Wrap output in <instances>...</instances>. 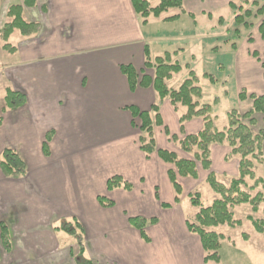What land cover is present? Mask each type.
<instances>
[{"label":"crops","instance_id":"obj_1","mask_svg":"<svg viewBox=\"0 0 264 264\" xmlns=\"http://www.w3.org/2000/svg\"><path fill=\"white\" fill-rule=\"evenodd\" d=\"M33 1V6L23 5L22 0L19 3L25 18L39 24L38 34L31 38L22 37L23 42L30 41V44L19 45L16 51L22 63L33 61L32 69L25 74L26 68L17 66L20 62L15 63L17 69L15 67V72H11L6 79V84L25 95L26 103L16 110H7L3 113L21 111L30 105L33 112L28 114L29 118H36L39 122L33 121L37 123L33 129L36 130L37 151L42 157V165L28 171L24 157L21 156L26 165V175L12 179L5 177L0 171V177L4 178L5 183L12 184H18L20 180L27 181L28 177L32 178L33 191L30 193L29 187L25 188L26 190L23 187L21 189L24 203L34 195L33 202L38 196L39 200L35 203L44 207L53 206L48 218L54 235L53 224L57 219L76 217L83 225L95 253H114L116 247L111 237L119 235L116 242L122 245L128 255H131H129L132 261L130 264H148V260H144L146 258L140 263L141 259H136L132 252L136 246L135 237L138 242L143 241L136 229H131L134 231L132 243L124 241V238H129L130 235L126 232L131 227L127 218L135 215L145 218L154 216L158 218L155 224L157 226L162 225L165 220L168 222L170 219L172 222L174 218L167 219L166 215H163L167 209L161 207V203H174V190L167 174L173 166L163 162L155 153L147 158L139 149L138 129L132 126L131 114L124 107L135 105L140 109H148L151 104H158L162 125L154 129L156 146L172 151L182 158L188 156L181 152L171 137L182 139L185 135L196 133L203 127L200 118H193L180 124L179 115L183 112V108L175 110L168 99L159 100L152 87L137 86L131 91L126 77L121 73L120 65L132 64L140 76L153 74L152 69L144 68V47L148 46L150 56L154 58L159 56V53L156 55L154 53V41L157 38L160 42L169 40L163 33L159 31L152 33L147 27L152 19L160 21L162 19L150 17L147 24L142 25L141 18L135 13L130 0ZM147 1L150 6H155L159 2V0ZM230 1L182 0L186 13L181 14L175 21L162 22L174 23L189 17L196 28H200L196 25L198 17L219 19L221 15L214 14L226 8L232 14L228 7ZM211 27H214V24ZM193 36L197 37L196 40L205 42L212 35L205 38L195 33ZM225 41H223L225 45L230 46L234 51L233 64L237 69L239 88L246 90L248 94H264L263 61L259 53L253 55V52L257 53L260 49L245 45L244 51L238 52L237 43L233 48V42L228 41V38ZM170 46L171 43L168 44V47ZM165 52L171 53L172 61L183 54L180 50L169 48H166ZM261 52H264V46ZM196 60L198 61L197 56L194 61ZM191 67L194 69L197 66ZM193 71L199 78L198 85L202 92L199 104L210 105L211 116L215 117L217 125V121L222 119L217 118L219 114L214 107L216 106L214 100L218 98L217 90L213 89L215 78L207 71L201 73ZM16 78H18L17 84L14 83ZM20 83H24L25 86H20ZM1 89L3 99L4 88ZM250 105L248 98L243 101L237 100L236 108L243 113ZM255 118V129L264 128V116L256 114ZM30 122L32 121L28 123ZM4 123H6L5 115L0 130ZM223 126L217 127L221 129ZM48 132H52L53 136L48 143L49 155L45 157L42 144ZM210 151L213 172L219 176L226 173L237 175V159L234 156L225 159L229 152L226 144H213ZM207 172L198 166L197 178L178 176L182 194L185 188H188L187 185L194 188L203 184ZM91 174L99 185L97 190L91 191L89 195L86 189ZM113 175L121 176L130 182L133 188L131 190L116 188L108 191L106 180ZM99 195L112 200L114 205L102 207L96 199ZM11 210L15 211L16 206H12ZM160 215L165 218L163 222ZM3 218L4 214H1L0 223L6 225L11 249L12 228ZM119 229L124 230L125 233L119 232ZM188 233L190 236L193 235ZM150 243L151 239L147 244ZM48 248L50 249L49 244L46 251ZM87 248H89L88 244ZM179 248L170 250L167 246H161L159 249H162L160 251L164 255L177 254L173 257L166 255L162 264H181L179 260L183 257L189 259L190 264H195L194 255H188L190 252L196 253L199 262L201 251L199 245ZM181 252H186L185 256L178 255ZM46 253L47 259L42 258L25 264H53L57 261L54 251L52 254ZM116 256L107 255L103 258H107L108 264H124L122 258L117 254ZM88 258L91 261L96 260L94 256ZM59 264L66 263L64 261Z\"/></svg>","mask_w":264,"mask_h":264},{"label":"rangeland","instance_id":"obj_2","mask_svg":"<svg viewBox=\"0 0 264 264\" xmlns=\"http://www.w3.org/2000/svg\"><path fill=\"white\" fill-rule=\"evenodd\" d=\"M257 1L259 6L264 3V0ZM19 2L20 0H0V118H3V115H5L6 118V123L3 124V127L0 130V152L7 147L14 149L20 156L24 157L27 169L30 171L31 169H36V167L42 165V157L37 151L38 141L36 140V130L33 129L34 125L39 122L36 118H29L28 114L33 112V110L30 109V105L23 108L21 111H13L4 114V101L1 98V88H5L7 76H9L11 72H15V67L16 69L17 66L26 68L24 72L25 74H28V71H31L32 69L31 65L33 64V61L22 63L19 61L21 59L20 56L16 55L17 47L19 45H23L25 43L30 44V41L23 42L22 37L17 30L13 31L7 41H4L1 37L3 25L8 20L6 16L8 7L11 4H18ZM245 7H249V5ZM177 11V9H170L166 15L173 14ZM214 15H221V17L219 19H217L218 17H198L196 25L200 28H196L189 17H184L181 21L174 23H166L160 20L152 19L151 24L148 25L147 28H149L152 33L155 31L163 33L165 38L169 40L160 42L158 41L159 38H157V41H154L153 47L155 55L158 53L159 55L164 54L166 48L180 50L183 53L182 56H178L177 60H174L180 64L181 70L173 76V81L171 80L172 82H169L170 86L178 87L181 81L188 77L190 70H196L197 73L207 71L214 76L215 82L213 83V89L217 90L216 95L218 97L214 100L216 103V106L214 107L217 108V113L219 114L217 118L219 117L222 119L221 121H217V125L215 121L214 123L216 127H221L224 124H227V114L229 111L237 109L238 91L242 90L238 86L237 69L233 64L234 51L231 50L230 46L225 45L223 41L228 38V41L233 42L234 44L237 43L239 47L238 52H243L245 45H252L251 48L253 49L255 47L259 48V52L253 53H259L262 61L264 62V52H261V49H263L264 46V39H262L259 30H257V25L260 20H264V14L257 13L256 15L250 17L248 21L252 24L249 27L236 25L228 8L220 10L218 14L216 13ZM209 24L211 25L208 26ZM213 24L214 27H211ZM195 33H198L199 36H204L205 38L210 35L212 36L204 42L200 39L196 40L197 37L193 36ZM37 34L38 32L32 36H37ZM6 43H8L10 47L15 48L16 51L14 53H10L7 49H4L3 45ZM169 43H171L170 47H168ZM175 54L177 55L178 53ZM196 56L198 61H194ZM150 58L153 59V56H150ZM19 62L20 64L14 66L15 63ZM192 65H196L197 67L192 69ZM17 79L18 78H16V82L14 80V83L16 84ZM198 83L199 78L197 77V85ZM20 86H25V84L20 83ZM29 89L30 84L28 91ZM88 108L89 112H91L90 105ZM237 110L239 111V109ZM26 115H28V118ZM90 116L91 115H89V117ZM29 121L32 122L28 123ZM33 121L37 123H33ZM159 125H162V121L161 124H155L153 129ZM224 127L225 126L221 129ZM52 136L53 135L51 134V137ZM45 140L46 136L43 138V141ZM48 155L49 153L44 154L45 157ZM235 158L237 159V157ZM254 171L257 176L264 178V164L256 165ZM232 177H234V175L228 173L222 174L221 176L217 175V179L225 185L229 184ZM31 180L32 178L28 177L27 181L20 180V183L12 184L11 182L5 183L4 178H2V176L0 177V219L1 214H4L3 219L9 223L12 228L11 249L5 248L0 238V264H25L26 262H33L41 260L42 258L47 259V253L45 254V252L52 254L53 251L55 252L54 254L57 260L53 264H59L64 261L66 264H78L80 259L87 260L89 259V256H94L96 258V260L94 259L91 261L90 257L89 260L92 264H108L109 262L107 258L104 259L103 257H106L107 255L117 257L116 254L119 258H122V262L124 264H130L132 262L130 258L131 255L129 254V256L121 247L122 245H119L116 242L117 239H119V235L111 237L116 247V251H114V253L111 250L112 253L110 254L108 252L97 254L93 250V247L90 246V242L88 241L85 233L82 234L79 230L73 231L72 233L61 230L60 226L63 225L66 220L71 221L72 217L67 219H57L56 223L53 224L55 236L51 231V227L49 225L50 219L48 218L49 212L53 206L50 208V206L44 207L43 205L40 206L39 203H35L37 202L36 200H39L37 199L38 196L33 202L34 195H31L24 203V195L21 192V189L23 187V189L26 190L25 188L29 187L28 190L31 193L33 191ZM89 180L90 181L88 182V188L86 191L90 195L91 191L94 192L97 190L99 184L98 181L94 179L92 174L89 176ZM247 182L249 185L253 184V181L249 179H247ZM187 186L188 188H185L184 193L182 194L183 191L181 192L182 200L179 206L175 203H169L171 206L167 207V211L163 214L166 215L167 219L174 218L172 222H170V219L168 220L169 223L167 220L164 221V216L160 215L161 222L164 221L162 225L157 226L155 224H149L146 226V232L151 239L150 244L141 240L138 242L135 237L136 246H134L132 252L136 259H141L139 260L140 263L144 258H146L144 260H148V264H162L164 261L163 257L168 254L164 255L160 251L162 250L159 249L161 246H167L170 250H178L180 249V246L192 245H199L201 248L198 236L194 234L190 236L188 233L189 231L185 226V220L192 218L194 213L197 211V209L190 204L188 194L198 191L201 195V202L203 206L210 205L218 196L212 191L206 181L194 188H192L191 185ZM245 190L253 195L256 190L262 189L261 187H257L250 191L246 187ZM12 206H16L15 211L11 210ZM19 206H22V208ZM232 212L234 219L241 221L240 225L229 226L227 224H223L218 225L215 228H211L223 236L219 250L220 261H207L204 263L202 255L203 251L201 248L199 262L196 259V253H188L189 256L194 255L195 264H264L263 237L260 233H257L254 230L251 222L247 219L248 215H253L256 218H264L261 207L258 212L254 213L251 211L249 204H241L233 207ZM174 215H177V217ZM70 229L71 228L69 227V230ZM131 229L132 227H130V230L128 229L126 231L127 233H130L129 238H124L126 243H129V241L132 243V235L134 231ZM119 232H124V230L122 231L119 229ZM78 235L79 237H77ZM244 235H247V238H245ZM48 244L50 245V249L48 248L46 251ZM87 244L89 248H87ZM80 248H83L82 254L79 253ZM109 250L110 249H108V251ZM184 253L186 252L178 253V255L183 257L185 256ZM175 255L177 254L168 256L173 257ZM169 261L171 262L172 259ZM179 262L181 264H190L189 259L186 260L184 257L179 260Z\"/></svg>","mask_w":264,"mask_h":264},{"label":"trees","instance_id":"obj_3","mask_svg":"<svg viewBox=\"0 0 264 264\" xmlns=\"http://www.w3.org/2000/svg\"><path fill=\"white\" fill-rule=\"evenodd\" d=\"M131 5L137 15L141 18V24L146 25L150 17L159 18L162 21H175L181 14L186 13L183 8L182 0H159L155 6H150L147 0H130ZM22 4L33 6V0H22ZM249 5V7H245ZM228 7L233 15V21L236 25L245 27L251 26L248 21L253 15L264 14V3L259 6L257 0H231ZM170 9H177L174 14L164 15ZM6 16L7 22L3 25L1 37L7 41L13 31L17 30L21 37L27 38L36 34L39 31V24L28 21L22 10L20 3L11 4L8 7ZM192 19L194 17L188 14ZM262 39H264V20H260L257 25ZM235 48V44H232ZM10 53L16 50L10 47L8 43L3 45ZM256 55V53H253ZM144 68L153 70L152 75L142 74L140 76L134 69L132 64L120 65L121 73L126 77L129 89L133 91L137 86L147 88L152 87L158 96L159 100L168 99L175 110L184 109L179 115L180 124L193 118H200L203 122V127L200 131L185 135L182 139L171 137L178 148L186 154L187 158H182L172 151L157 148L154 129L155 124H161L159 114V105L151 104L148 109H140L135 105L125 106L124 109L129 111L133 127L138 129L139 149L148 158L155 153L165 163L171 164L172 169H169L167 174L174 190V203L180 202L182 187L177 180V177L197 178L198 166L203 170L208 171L205 181L210 186L212 191L218 196L208 206H203L201 195L198 191L189 193L190 204L197 209L193 217L185 220L187 230L198 236L200 245L203 251V262L220 261L219 250L221 247L222 234L217 233L211 228L218 225L227 224L229 226H238L241 221L234 219L232 208L241 205L249 204L252 212H258L260 207L264 214V178L257 176L254 168L256 165L264 164V128L255 129L256 114L264 116V94H248L242 89L238 94V100L243 101L249 99L251 105L245 112L240 113L237 109H232L227 114V124L223 129L216 127L215 117L211 116V107L209 104L200 103L202 92L197 85V76L190 70L188 77L183 79L178 87H171L169 82L173 76L180 72L181 66L178 62L172 61L171 53L165 52L162 55L150 58L148 46L144 47ZM264 68V62L262 63ZM143 73V71H141ZM4 108L7 110H16L26 103L25 95L6 84L4 88ZM2 118H0L1 124ZM51 132L46 134V140L42 144L44 154L49 153L48 141L51 138ZM213 144H226L229 152L225 159L237 157V175L230 179L228 185L217 179L215 172L211 170V146ZM0 171L7 177L12 179L22 178L26 175V165L21 156L11 148H4L0 152ZM247 179L253 181L249 185ZM252 191L257 187L262 190H256L255 194H250L245 188ZM116 188L131 190L133 185L123 179L119 175L110 176L106 180V189L111 191ZM97 202L102 207H112L114 202L105 196H97ZM171 206L168 203H161V207L167 208ZM247 219L251 222L254 230L260 233L264 240V218H256L253 215H248ZM128 224L136 229L140 238L148 243L150 238L146 232V226L156 224L158 218H145L140 215L129 216ZM68 225V227H67ZM69 227L71 228L69 230ZM61 230L72 233L79 230L82 234L85 233L83 225L75 217L71 221H67L60 226ZM79 237V235L77 236ZM247 238V235H244ZM0 238L5 248H10V241L7 233V228L4 223H0ZM83 248L79 249L82 254ZM78 264H92L87 259H80Z\"/></svg>","mask_w":264,"mask_h":264}]
</instances>
